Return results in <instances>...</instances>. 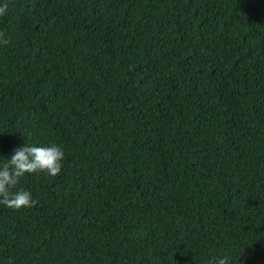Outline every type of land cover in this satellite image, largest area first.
I'll return each mask as SVG.
<instances>
[{"label": "trees", "instance_id": "trees-1", "mask_svg": "<svg viewBox=\"0 0 264 264\" xmlns=\"http://www.w3.org/2000/svg\"><path fill=\"white\" fill-rule=\"evenodd\" d=\"M0 264H264V0H0Z\"/></svg>", "mask_w": 264, "mask_h": 264}, {"label": "clouds", "instance_id": "clouds-1", "mask_svg": "<svg viewBox=\"0 0 264 264\" xmlns=\"http://www.w3.org/2000/svg\"><path fill=\"white\" fill-rule=\"evenodd\" d=\"M7 4L0 6V16L7 13ZM11 40L0 31V45L7 46ZM65 151L56 144L49 146H22L13 150L11 158L0 165V205L20 210L34 207L38 201L30 191L18 187L26 174L43 172L48 176L59 175L63 168ZM230 258H218L215 264H229Z\"/></svg>", "mask_w": 264, "mask_h": 264}]
</instances>
